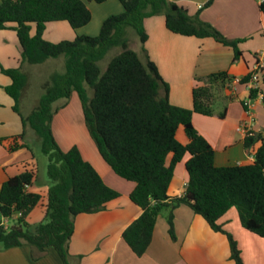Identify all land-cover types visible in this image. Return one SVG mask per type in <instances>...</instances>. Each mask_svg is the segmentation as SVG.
I'll list each match as a JSON object with an SVG mask.
<instances>
[{"label":"trees","instance_id":"16d2710c","mask_svg":"<svg viewBox=\"0 0 264 264\" xmlns=\"http://www.w3.org/2000/svg\"><path fill=\"white\" fill-rule=\"evenodd\" d=\"M104 1L0 0V31H15L21 50L20 65L11 69L0 66V74L11 80L5 91L13 99L12 109L23 127L18 135L0 138V145L8 153L20 149L31 152L24 142L25 129L30 127L47 158L48 181L45 196L30 191L37 178L33 169H25L1 185L0 249L26 245L33 261L53 250L61 264H72L69 241L75 218L104 211L110 201L119 197L76 146L63 151L54 138L53 117L76 93L85 128L101 159L118 177L135 184L129 199L141 214L122 232V240L132 253L141 257L146 252L161 212L166 213L168 234L175 241L174 211L185 206L213 232L225 234L230 259L234 264H243L237 243L223 231L220 220L235 209L241 226L264 240V143L253 150L261 137L246 134L243 147L253 156V163L217 167L213 148L191 121L193 114L224 117L225 111L215 114L213 106L217 94L232 78L226 72L210 74L201 80L202 85L193 88L192 109L174 106L169 102L168 85L155 64L144 48L142 55L129 48L124 28H132L143 45L147 39L144 20L161 15L165 28L173 34L210 38L231 48L233 62L242 57L241 40L225 38L199 19V11L191 16L169 0H118L122 11L104 19L97 36L77 35L73 40L55 43L43 38L49 23L65 22L74 31L85 27L91 21L86 3ZM259 8L264 14V5ZM115 47L120 51L101 71L99 63ZM59 56L65 57L64 73L50 77L37 106L24 117L19 108L28 83L23 67L40 65ZM250 78L251 73L239 79V84H247ZM255 95L256 91H250L251 99ZM58 101L62 102L54 108ZM179 127L188 140L185 145L176 138ZM170 154L172 158L167 164ZM185 155L189 156L185 163L187 184L180 196L171 197L167 192L174 167ZM37 208L43 209V220L31 225L28 216ZM12 218L14 225L5 228L3 220Z\"/></svg>","mask_w":264,"mask_h":264},{"label":"crops","instance_id":"0c3cea01","mask_svg":"<svg viewBox=\"0 0 264 264\" xmlns=\"http://www.w3.org/2000/svg\"><path fill=\"white\" fill-rule=\"evenodd\" d=\"M169 1L186 9L191 16L199 11V19L210 24L225 38L241 40L239 49L242 51V57L233 62L231 48L213 39L183 37L169 32L165 28L163 17H150L144 20L143 27L147 39L142 45L138 38V52L142 55L144 48L149 59L155 64L159 75L168 85L169 102L185 109H192V90L202 85L203 78L213 73L226 72L232 80L217 94L218 108L215 111V114L225 111L224 117L220 119L216 115L205 117L193 114L192 125L213 148L215 166L252 164L254 158L245 151L243 141L245 130L250 129L252 133L261 137L253 150L264 143V84L252 98L251 112L254 122L250 126L243 107V102L250 98V92L247 84L241 85L236 80L250 74L264 56V14L257 0H213L207 7L203 5L209 0ZM121 11V5L115 6L116 13ZM107 17L108 15L105 19ZM63 23L65 22L47 24L43 36L49 31L54 35L59 30H65ZM83 28L70 30L69 38L73 40L77 35L83 34L88 36L89 32L80 31ZM126 30L124 33L128 36L129 30ZM31 34H34V28ZM17 44L15 31H0V66L5 69L14 68L10 58L12 56L13 60L17 58ZM10 84L11 80L0 74V138L15 136L23 131L21 120L12 109L14 101L5 91ZM75 95L77 94L73 93L66 106L53 117L51 127L54 138L63 151L76 146L83 159L93 166L108 187L119 193V197L110 201L104 211L80 214L75 218L73 235L69 241L72 264H234L230 259L226 235L213 232L201 217L185 206H180L174 211L175 241H172L168 234L166 213L161 212L157 216L151 243L146 252L141 257H136L132 253L122 240V232L141 214L140 208L129 199L135 184L114 174L101 159L90 137L85 134L82 140L77 139L75 130L76 127L80 128V116L77 117V114L81 104ZM179 128L176 138L185 145L188 140L183 128L182 130ZM179 133L181 138H178ZM59 135L70 139H66L67 141H63L61 145ZM171 158L170 154L166 160L167 164ZM188 158L189 156L185 155L174 167L173 178L167 192L171 197L180 196L185 190L187 184L185 163ZM25 169H33L37 174L30 191L45 196L48 187H43L39 189L40 191L35 189L38 182L43 184L47 182L40 180L37 162L31 152L20 149L8 153L0 145V187L9 177ZM39 209L36 222L43 220L44 216L43 209ZM35 210L29 214L28 220ZM220 223L223 231L231 235L237 243L243 264H264V240L241 226L235 209L227 212ZM52 257L48 251L43 258L35 261V264H57ZM18 259L25 264L33 263L30 262V250L25 245L0 249V264H17Z\"/></svg>","mask_w":264,"mask_h":264},{"label":"rangeland","instance_id":"374dc122","mask_svg":"<svg viewBox=\"0 0 264 264\" xmlns=\"http://www.w3.org/2000/svg\"><path fill=\"white\" fill-rule=\"evenodd\" d=\"M86 5L91 12V21L89 22V24L86 27H84L80 31L81 32L82 31L89 32L88 36H90V37L97 36L99 33V27H100L101 23L104 21L105 17L107 15L109 16V15L118 14L115 12V6L120 7L118 0H105L102 4H96V3L90 2V3H86ZM154 17L162 18L163 16L158 15V16H154ZM63 26H65V28H66L65 30H59L54 35H52V33L49 31L48 33H46L45 36H43V38H45V40L49 41V42H54V41L57 42V41H61V40H72L71 38H69V32H71L70 30H72V29L68 26L67 23H63ZM94 27H96L94 30L95 32H93ZM126 29L129 30L128 31L129 35L125 36L128 40L129 48L132 49L133 51L137 52L139 55H141V53L138 52L139 51L138 36L136 35V33L134 32V30L132 28L125 26L124 31ZM83 35H85V34H83ZM16 49L18 52L17 58L15 60H13V56L10 58L11 64L14 65L13 66L14 68H17L20 65V61H21L19 44H17ZM119 51L120 50L118 49V47H115L107 53L105 58L99 63L101 71H104L106 69V66H107L108 62L110 61V59L114 55H116ZM23 71L27 74L28 83H27V87H26V89L23 92V95L21 97V100L19 103V108H20L22 115L24 117H26L33 111L34 107L37 106L41 95L44 93V84L50 79V77L53 75H61L64 73V71H65V57L59 56L57 58L49 59L45 63L40 64V65H25L23 67ZM75 96L77 97V95H75ZM77 100L79 101L78 97H77ZM216 100H217V96H216ZM61 102L62 101L56 102L54 104V108L58 107L61 104ZM216 103L213 106V109L215 111L218 108ZM79 107H80V105H79ZM77 115H78L77 117L80 116L79 117L80 128L76 127L75 131H76L77 139L82 140L83 137L85 136V134L88 137H89V135H88L87 130L84 126L82 110L81 109L79 110V108H78V114ZM81 124H82V127H81ZM65 130L68 131V129H65ZM179 130H182V128H179ZM180 132H182V131H180ZM65 133H63V134H65ZM180 136H181V134L179 133L178 138ZM62 137H64L65 139H63ZM66 139L68 140L70 138H68L64 135H59V141H61L60 142L61 145H62L63 141L64 142L67 141ZM24 142L30 148L31 154L33 155L34 160L37 162V172H38V176H39L40 180L41 181L44 180V182H47L46 184L45 183L43 184L42 182H38L37 184H35V189H37V191H40L39 189H42L43 187H48V181H47V176H46L47 158L41 153L40 143H39L38 139L36 138L32 129L28 126L25 129V140H24ZM39 210L40 209L37 208L35 210V212L30 215L29 220H28L29 224L34 225V224L39 223V222H36V220H35L37 218L36 214L39 213ZM14 221L15 220L13 218L10 220H3V226L8 228V227L14 225ZM26 247H28V246H26ZM49 252H51V254L53 256L52 258H55L57 264H61L58 256L54 253V251L49 250ZM30 262H33L32 264H35V261H33V260H30ZM17 264H25V263L22 262V260L18 259ZM28 264H30V263H28Z\"/></svg>","mask_w":264,"mask_h":264},{"label":"built area","instance_id":"2783aa9c","mask_svg":"<svg viewBox=\"0 0 264 264\" xmlns=\"http://www.w3.org/2000/svg\"><path fill=\"white\" fill-rule=\"evenodd\" d=\"M259 5H264V0H257ZM236 82H239V80H236ZM264 84V56L257 62V64L254 67V70L251 72V78L249 82L247 83V88L250 91H258L259 87ZM252 99H248L243 102V107L245 109V112L248 116V122L249 125L252 126V123L254 122L253 114L251 112L252 109ZM252 133L250 129L245 130V134ZM3 225V224H2ZM6 228V227H5Z\"/></svg>","mask_w":264,"mask_h":264}]
</instances>
